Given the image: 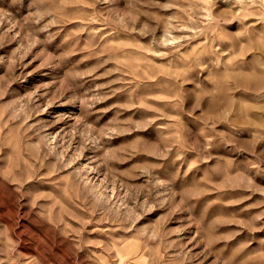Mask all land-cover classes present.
Wrapping results in <instances>:
<instances>
[{
  "label": "rangeland",
  "instance_id": "1",
  "mask_svg": "<svg viewBox=\"0 0 264 264\" xmlns=\"http://www.w3.org/2000/svg\"><path fill=\"white\" fill-rule=\"evenodd\" d=\"M0 264H264V0H0Z\"/></svg>",
  "mask_w": 264,
  "mask_h": 264
}]
</instances>
